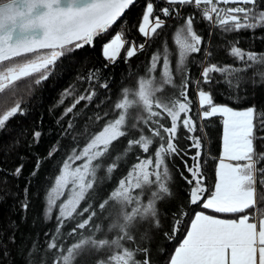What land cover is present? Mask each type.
Wrapping results in <instances>:
<instances>
[{
  "label": "snow or ice",
  "instance_id": "6c2138e0",
  "mask_svg": "<svg viewBox=\"0 0 264 264\" xmlns=\"http://www.w3.org/2000/svg\"><path fill=\"white\" fill-rule=\"evenodd\" d=\"M261 2L164 0L167 6L160 8L159 14H154V3L147 2L137 29L145 42L126 39L125 33L118 30L102 44V55L107 62L115 63L121 50H125L127 62L146 46L150 47V41L160 37L158 30L166 23L161 15L181 17L180 8L185 6L195 8L202 21L225 34L264 29ZM134 3L135 0H0V131L7 127L10 119L26 114L23 98L18 96L17 82L32 78L27 87L41 85L54 74L60 58H71L76 50L94 46V40L106 35ZM221 4L235 6L220 7ZM196 18L195 13H189L175 28V53L169 49L167 40H163L162 48L158 46L150 55L146 72L136 76L131 88L122 87L112 103L115 118L106 120L108 111L102 115L97 112L89 117L91 123L79 129L72 120L62 125L61 136L76 132L71 136L75 143L64 146L65 156L54 174V183L49 182L44 189L38 218L43 223L55 219V227L43 233L46 239L42 243L31 236L24 237L32 240L23 245L20 253L24 264H76L81 257L99 253L104 256L96 259L95 264H151L150 242L162 227L159 205L173 201L176 206L170 213L171 228L163 235L169 240L182 231L184 235L168 264H264V208H258L259 204H264V147H260L264 145V111L254 104L242 110L218 104L212 92L201 87L212 84V74L217 73L223 80L216 83H224L227 89L238 88L244 74L257 66L249 79L256 84L259 77V82L264 83V53L243 50L234 42L228 55L240 66L210 62L213 52L204 46L203 36L195 29ZM40 50L47 52L38 54ZM201 53L204 57L201 63L205 66L199 78L193 81L189 74V57ZM26 54L36 55L29 58ZM173 55L174 71L170 59ZM19 57L23 59L14 60ZM81 79L103 89L110 87L101 69H89L83 75L78 73L77 80ZM190 85L195 87L199 120L219 116L222 122V151L212 187L205 184L202 137L194 135L198 129L196 119L190 115L193 103L189 97ZM69 96L74 99L64 108L61 120L72 114L82 101L91 102L96 91L88 88L83 94L75 95L74 88L65 89L60 105H64ZM126 118L132 121L128 130H125ZM165 118L169 121L167 126L162 122ZM101 121H104L102 125ZM140 124L147 128L149 135ZM180 130L190 142L187 150L179 146ZM129 131L134 135L113 155L110 146L129 136ZM41 136V131L33 130V143H39ZM137 149L146 155L135 154ZM192 149H196L194 154H190ZM60 150L58 140L49 148L46 159H52ZM129 156L133 159L131 164ZM172 157L180 158L183 164V171L179 172L187 185L183 197L171 187L173 177L166 160ZM77 161L82 163L77 164ZM41 162L42 158L37 157L32 176H36ZM122 162L126 172L118 178L117 186L94 207L91 201L97 200L100 181L111 180ZM22 171L23 165H20L12 175L20 177ZM23 192L18 204L21 220L26 222L24 214L30 207L28 184ZM96 208L104 214L103 219L109 221L106 226ZM205 210L236 218H219ZM10 223L15 229L9 242L15 244L19 227L15 221ZM69 223L73 226L64 231ZM0 247H3L0 256L9 254L6 246Z\"/></svg>",
  "mask_w": 264,
  "mask_h": 264
},
{
  "label": "trees",
  "instance_id": "16d2710c",
  "mask_svg": "<svg viewBox=\"0 0 264 264\" xmlns=\"http://www.w3.org/2000/svg\"><path fill=\"white\" fill-rule=\"evenodd\" d=\"M147 2L154 3V14H159V9L167 6L164 0H135V3L128 8L106 35L94 40V46H85L82 49L76 50L71 58H60L57 61L54 74L41 85L36 86L33 84L31 88L27 87L31 83L32 78H25L17 82L19 85L18 96L23 98L24 103L22 106L26 109V114L23 116L17 115L10 119L7 127L3 131H0V245L6 246L9 253L8 255L0 256V264H24L20 253L25 243L30 244L32 242L31 239L25 240L24 237L31 236L36 239L37 243H42L46 239L43 233L45 231H52L55 227V219L49 223H43L38 218L41 216V209L43 207L44 189L48 187L49 182L54 183V174H57L60 161L65 156L64 146L75 143L71 140V136L76 135V132H72L67 136H61L62 125L66 126L67 121L72 120L76 124L77 129H79L85 123H91L89 117H94L97 112L102 115L105 111H108L109 116L105 118L106 120L115 118L112 103L117 100L122 87L131 88L136 76L138 74L143 75L146 72V64L150 55L158 46L162 48V41L167 40L169 49L175 53L176 48L173 43L174 30L181 22L183 16L189 13L196 14L197 18L194 21V27L203 36L206 42L204 46L213 52L210 62L218 63L221 66L227 64L240 66V63L235 58L228 55L230 45L234 42L243 50L264 53V29H257L255 31L242 30L240 32L225 34L213 25L202 21L199 12L195 8L185 6L180 8L181 17L165 18L161 15V18L166 21L165 27L162 30H158L161 32V35L149 42L150 47L146 46L143 51L138 52L137 55L127 62L125 60L126 51L121 50L115 63H107L102 55V44L107 42L118 30H122L125 33L126 39L134 40L137 43L145 42V38L137 29L142 20ZM177 7L179 8L180 6ZM261 7H264V0L261 2ZM133 25L136 27H133ZM210 30L211 35H209ZM209 41L210 43H208ZM204 46H202V53ZM45 52L47 50H40L38 54H44ZM202 53L192 54L189 57L188 68L193 81L199 78L202 67L205 66V64L201 63L204 59ZM26 55L29 58H33L36 54ZM21 59L23 57L14 58L16 61ZM170 59L172 60L174 71L175 55ZM106 63L108 67L105 68L104 65ZM161 67L162 62L158 66L157 72L161 70ZM257 67L250 69L248 73L244 74V79L239 82L238 88L227 89L224 83H216V81L223 80V77L217 73L212 74V84H202L201 87L205 91H211L214 101L218 104H228L238 110L254 104L258 110L264 111V83L259 82V77L256 78L258 81L256 84H253L249 79L253 72L257 71ZM93 68L102 70V76L107 79L110 85L109 89L100 88L95 84L89 85L83 79L77 80L78 73L83 75ZM177 82H179V77H177ZM233 83L235 84L236 82L233 81ZM69 88L75 89V95L83 94L85 89L94 88L96 96L91 102L82 101L77 105L72 114L61 120L60 117L64 108L69 106L74 99L73 96H69L64 105H60L59 103L62 93L65 89ZM166 91L171 92L173 90L167 89ZM189 97L193 101L190 115H193V118L197 121L198 130L194 135L202 137L201 159L203 162V173L206 177L205 184L212 187L215 182V167L221 153L223 129L221 118L217 116L204 121L199 120L196 115L198 105L194 85H190L189 87ZM236 97H239V99H236ZM101 101H104V103H101ZM131 122L126 118L125 130H128V125ZM162 122L166 126L169 124L167 118L163 119ZM103 123L104 121H101L100 125ZM100 125H97V127ZM139 126L144 128L146 135L150 134L143 124ZM33 130H39L42 133L39 143H33L32 141ZM132 135L134 133L129 131V136L120 138L114 142L110 146L111 153L115 155L116 152L121 151L126 144V140ZM178 136L180 137L179 146L187 150L190 142L184 138L183 130L178 132ZM58 140L60 141L61 150L52 159H46L49 148L55 145ZM260 147H264V145H260ZM134 151L135 154L146 155L140 153L138 149ZM195 151L196 149H192L190 154H194ZM37 157H41L42 162L36 176H32L31 173L35 168ZM184 158L186 159L187 157ZM107 162L105 161V163ZM132 162L133 159L129 156L128 163L131 164ZM166 162L173 177L171 187L173 191H179L180 196L183 197L187 190V185L179 174L180 171H183L181 159L172 157L166 160ZM20 165H23L22 175L20 177L13 176L12 172ZM125 172L126 166L122 162L111 180L102 179L100 181L96 189L98 193L97 200L91 201L94 207H96L100 198L107 196L109 190L117 186L118 178ZM100 175L103 177L104 174L101 173ZM185 175H187L186 172ZM26 184L29 185L30 207L27 213L24 214L27 216V221L25 222L21 220L22 214L18 201L23 198V190ZM83 206H85L84 202H82ZM175 206V201L171 204L161 203L159 205L162 227L155 233L154 238L150 242L151 264H168L170 255L174 252L175 246L178 245L184 235L182 231L172 240L166 239L163 235L165 231H170V213ZM258 208H264V204H259ZM96 210L100 215V220L106 226L109 221L103 219L104 214H100L98 208ZM205 211L208 214L217 215L222 218H236L230 214H216L210 210ZM11 221H15L19 227V230L16 231L15 244L9 242V237L15 229V226L10 223ZM72 226L69 223L66 225L64 231H67ZM0 251H3V247H0ZM103 256V253H99L81 257L76 264H95V260L103 258Z\"/></svg>",
  "mask_w": 264,
  "mask_h": 264
},
{
  "label": "rangeland",
  "instance_id": "374dc122",
  "mask_svg": "<svg viewBox=\"0 0 264 264\" xmlns=\"http://www.w3.org/2000/svg\"><path fill=\"white\" fill-rule=\"evenodd\" d=\"M229 6V5H228ZM231 6H235V5H231ZM220 7H226L225 5H220ZM159 72H157V74H158ZM196 100H197V98H196ZM197 105H198V100H197ZM198 107H199V105H198ZM77 164H79V163H82L81 161H77L76 162ZM75 166V165H74Z\"/></svg>",
  "mask_w": 264,
  "mask_h": 264
},
{
  "label": "crops",
  "instance_id": "0c3cea01",
  "mask_svg": "<svg viewBox=\"0 0 264 264\" xmlns=\"http://www.w3.org/2000/svg\"><path fill=\"white\" fill-rule=\"evenodd\" d=\"M197 98V97H196ZM222 132H223V129H222ZM221 151H222V141H221ZM217 163H218V160H217ZM208 214V213H207ZM219 218H222V217H219Z\"/></svg>",
  "mask_w": 264,
  "mask_h": 264
},
{
  "label": "water",
  "instance_id": "95a60500",
  "mask_svg": "<svg viewBox=\"0 0 264 264\" xmlns=\"http://www.w3.org/2000/svg\"><path fill=\"white\" fill-rule=\"evenodd\" d=\"M127 10H128V9H127ZM127 10H126V11H127ZM126 11H125V12H126ZM125 12H124V13H125ZM123 15H124V14H123ZM123 15H122V16H123ZM122 16H121V17H122Z\"/></svg>",
  "mask_w": 264,
  "mask_h": 264
},
{
  "label": "built area",
  "instance_id": "2783aa9c",
  "mask_svg": "<svg viewBox=\"0 0 264 264\" xmlns=\"http://www.w3.org/2000/svg\"><path fill=\"white\" fill-rule=\"evenodd\" d=\"M107 62V61H106ZM107 63H109V62H107Z\"/></svg>",
  "mask_w": 264,
  "mask_h": 264
}]
</instances>
